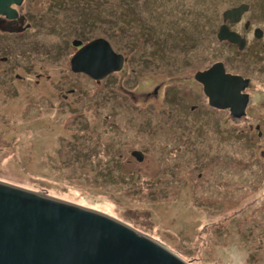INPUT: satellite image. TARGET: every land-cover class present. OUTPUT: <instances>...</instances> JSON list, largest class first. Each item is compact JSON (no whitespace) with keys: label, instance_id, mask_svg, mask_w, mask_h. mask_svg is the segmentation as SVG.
Returning <instances> with one entry per match:
<instances>
[{"label":"rangeland","instance_id":"rangeland-1","mask_svg":"<svg viewBox=\"0 0 264 264\" xmlns=\"http://www.w3.org/2000/svg\"><path fill=\"white\" fill-rule=\"evenodd\" d=\"M240 3L264 29V0H38L0 84V177L116 212L190 264H264V50L216 37ZM86 25L127 58L122 71L71 70L68 44ZM215 61L249 78L243 116L189 79Z\"/></svg>","mask_w":264,"mask_h":264},{"label":"water","instance_id":"water-1","mask_svg":"<svg viewBox=\"0 0 264 264\" xmlns=\"http://www.w3.org/2000/svg\"><path fill=\"white\" fill-rule=\"evenodd\" d=\"M0 0V13L10 15L11 2ZM248 9L247 3L222 12L223 19L235 22ZM264 30L255 29L260 37ZM217 38L244 47V39L225 24ZM73 72L95 80L122 69L124 57L104 38L80 46L70 58ZM208 104L228 108L231 115L245 114L248 78L226 72L221 61L197 71ZM137 160L143 154L131 152ZM116 212L74 198L0 177V264H190L185 255L145 230L127 225Z\"/></svg>","mask_w":264,"mask_h":264},{"label":"flooded vegetation","instance_id":"flooded-vegetation-1","mask_svg":"<svg viewBox=\"0 0 264 264\" xmlns=\"http://www.w3.org/2000/svg\"><path fill=\"white\" fill-rule=\"evenodd\" d=\"M49 1L54 3V0H49ZM116 1L119 5H125V7H127V5H129V3H133L135 5V4H137V2L139 0H116ZM37 3H38V0H20L19 2H11L9 5V8L12 9V12L10 13V15H7L5 13H0V84L2 82L4 84L9 83V81L11 79V76H12L11 74H12V69H13V65H11L12 64V60H11V58H12L11 57L12 47H11V44H13L14 36H22V37L26 38L27 31L32 27V23L28 20L30 17V14H32V13H30L29 7L33 6L34 8H37L38 7ZM236 6H238V5H236ZM232 7H234V6H232ZM232 7H230V8H232ZM54 8L60 9L56 6ZM157 15H160V14H157ZM222 24H225L229 30L237 32L241 36V38L244 39V47L242 49H239V46L237 43L229 42L226 39L219 40L217 38L220 42H225L227 45H229L233 48H236L237 50L242 51L244 49L246 52H248L247 51L248 49L251 50L253 48H254L253 50L255 52H258L259 49L264 50V33L262 32V35L260 37H256L254 32H255V29L259 28V27H252L250 21L248 19L243 18V14L241 15L240 19L235 21V22L230 21V19H226V20L223 19V22L221 24H218L216 37H217V33H218ZM201 25H202V23H201ZM201 25L197 24V22L192 23V28L196 32V34L198 31H200ZM234 25H237V27H238L237 30L233 27ZM105 27H107V26L105 25ZM93 29H94V26H91V25H86L83 28H79L78 29V31H80L79 34H75L73 37H71V42L69 44L68 43L63 44L62 47L66 46L67 44L69 46H72L73 50L71 51V54H70V55H72L78 48H80V46L82 44H84V43H86L92 39H95V38H99V37L104 38L102 36V34H104V32L99 33L101 35H97V34H94V31L98 28H96L94 30ZM99 29H103V28L100 27ZM263 30L264 29H262V31ZM179 31L182 32L183 38L187 39L188 31H187V29L184 28L183 25H181V27H179ZM88 33H90V34H88ZM177 35H179V33H177ZM192 36H193L194 41H197L199 39L198 35L192 34ZM63 51H65V50H63ZM156 56H158L157 58L159 60L162 59V57L160 55L156 54ZM123 57H124L123 67H125L127 58L124 55H123ZM170 63L172 64L175 62L173 60H170ZM186 63L187 62H180L179 65L182 66L183 64H186ZM213 63H211L207 67L202 66V68L201 67L197 68L195 73L197 71L207 69ZM174 66L177 68V66L175 64H174ZM123 67H122V69H123ZM223 67H224V63H223ZM122 69L120 71H122ZM224 70L226 72H230V71L226 70L225 67H224ZM195 73L193 74V76H191V77L188 76V77H189V79H191V81L198 84V86L201 88V91L203 92V94L207 100V96L205 95V93L203 91V85L200 81L195 79ZM230 73H232V72H230ZM1 74L7 75V77H6V78H8L7 82H6V78L1 77ZM233 74H238V73H233ZM15 76L18 77L19 75L15 74ZM242 77H245V76H242ZM245 78H248V77H245ZM249 84H250V80L248 78V86H249ZM174 85H175V82H173L172 85L169 84L168 87L173 89V88H175ZM248 86L246 88H248ZM157 88H158V86H155V92L157 91ZM2 89H4L3 86L0 88V92L2 91ZM178 89H182V88L178 87ZM2 92L7 94L6 87H5L4 91H2ZM246 93L248 94V92H246ZM64 96H65V94H64ZM248 97H249V94H248ZM171 100H172V102L175 101L174 98H172ZM177 101L179 102L181 100H177ZM248 102H249V98H248ZM207 103H208V101H207ZM193 108H194V106H191V110ZM256 128L258 129L259 126L256 125Z\"/></svg>","mask_w":264,"mask_h":264},{"label":"trees","instance_id":"trees-1","mask_svg":"<svg viewBox=\"0 0 264 264\" xmlns=\"http://www.w3.org/2000/svg\"><path fill=\"white\" fill-rule=\"evenodd\" d=\"M180 35H181V33H179V36H180ZM172 36H173V34H172ZM174 36H175L174 39H175V42H176L177 33H175ZM174 44H175V43H174Z\"/></svg>","mask_w":264,"mask_h":264},{"label":"bare ground","instance_id":"bare-ground-1","mask_svg":"<svg viewBox=\"0 0 264 264\" xmlns=\"http://www.w3.org/2000/svg\"><path fill=\"white\" fill-rule=\"evenodd\" d=\"M106 205V207H109V205L108 204H105Z\"/></svg>","mask_w":264,"mask_h":264},{"label":"clouds","instance_id":"clouds-1","mask_svg":"<svg viewBox=\"0 0 264 264\" xmlns=\"http://www.w3.org/2000/svg\"><path fill=\"white\" fill-rule=\"evenodd\" d=\"M247 107V106H246Z\"/></svg>","mask_w":264,"mask_h":264}]
</instances>
